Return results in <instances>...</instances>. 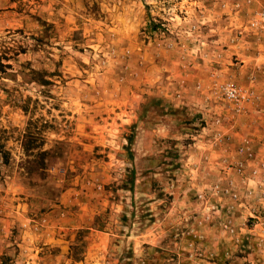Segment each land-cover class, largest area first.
I'll use <instances>...</instances> for the list:
<instances>
[{
  "label": "rangeland",
  "instance_id": "374dc122",
  "mask_svg": "<svg viewBox=\"0 0 264 264\" xmlns=\"http://www.w3.org/2000/svg\"><path fill=\"white\" fill-rule=\"evenodd\" d=\"M263 10L0 0V264H264Z\"/></svg>",
  "mask_w": 264,
  "mask_h": 264
},
{
  "label": "crops",
  "instance_id": "0c3cea01",
  "mask_svg": "<svg viewBox=\"0 0 264 264\" xmlns=\"http://www.w3.org/2000/svg\"><path fill=\"white\" fill-rule=\"evenodd\" d=\"M255 87L257 99L248 106L245 125L249 127L250 135L257 136L256 139L253 138L249 141L253 144L264 146V131L257 132L258 125L264 126V75L255 82Z\"/></svg>",
  "mask_w": 264,
  "mask_h": 264
},
{
  "label": "built area",
  "instance_id": "2783aa9c",
  "mask_svg": "<svg viewBox=\"0 0 264 264\" xmlns=\"http://www.w3.org/2000/svg\"><path fill=\"white\" fill-rule=\"evenodd\" d=\"M259 25L260 28L264 29V10L260 13V23H253L254 27H258ZM224 95L228 101L236 103L237 105H240L242 102H246L247 100L250 101L254 98L253 92L250 94H245L238 86L234 84H228L224 88Z\"/></svg>",
  "mask_w": 264,
  "mask_h": 264
}]
</instances>
